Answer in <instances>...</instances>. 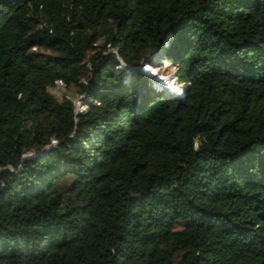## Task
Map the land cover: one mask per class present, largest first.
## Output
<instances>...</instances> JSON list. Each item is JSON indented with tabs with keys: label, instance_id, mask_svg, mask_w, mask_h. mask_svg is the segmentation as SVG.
Masks as SVG:
<instances>
[{
	"label": "trees",
	"instance_id": "16d2710c",
	"mask_svg": "<svg viewBox=\"0 0 264 264\" xmlns=\"http://www.w3.org/2000/svg\"><path fill=\"white\" fill-rule=\"evenodd\" d=\"M0 264H264V0H0Z\"/></svg>",
	"mask_w": 264,
	"mask_h": 264
},
{
	"label": "rangeland",
	"instance_id": "374dc122",
	"mask_svg": "<svg viewBox=\"0 0 264 264\" xmlns=\"http://www.w3.org/2000/svg\"><path fill=\"white\" fill-rule=\"evenodd\" d=\"M147 64L153 66V69L160 75V76H173L176 74L177 66L168 59V57H164L163 54L154 53L149 56V61L144 62L141 64L140 68L143 69ZM151 68V67H150ZM146 68H144L145 71ZM152 69V68H151ZM149 72V71H148ZM146 72L148 76H150V87L152 89L153 93H165V89L162 86H159L162 84L159 79L156 77L151 76V73ZM156 76V75H155ZM181 81L183 80L182 77L179 78ZM158 81L157 84L154 81ZM49 91L56 96L58 99L62 98L63 96L69 97L73 104L76 112L83 111L87 109L88 103L91 102L90 99L85 98L83 95H79L76 92H74L73 89L66 88L62 83L57 82L55 86L50 87Z\"/></svg>",
	"mask_w": 264,
	"mask_h": 264
},
{
	"label": "bare ground",
	"instance_id": "6f19581e",
	"mask_svg": "<svg viewBox=\"0 0 264 264\" xmlns=\"http://www.w3.org/2000/svg\"><path fill=\"white\" fill-rule=\"evenodd\" d=\"M152 69H151V68ZM144 68L145 69V73L148 72V73H151L150 75L153 76V77H156L157 79H159V81L162 83H158V81H154L155 83L157 84H160L159 86H162L165 90H166V93L169 94V95H178L179 94V91H180V87L179 86H176L175 84V81L173 80L172 77L170 76H160L154 69H153V66L147 64ZM144 68H143V71H144ZM156 75V76H155Z\"/></svg>",
	"mask_w": 264,
	"mask_h": 264
},
{
	"label": "built area",
	"instance_id": "2783aa9c",
	"mask_svg": "<svg viewBox=\"0 0 264 264\" xmlns=\"http://www.w3.org/2000/svg\"><path fill=\"white\" fill-rule=\"evenodd\" d=\"M171 77L175 81L176 86H179L180 87L179 94L176 95V96H182L184 94L185 88L189 85V81L187 79H184L182 81L179 80L178 77H177V74H174Z\"/></svg>",
	"mask_w": 264,
	"mask_h": 264
},
{
	"label": "water",
	"instance_id": "95a60500",
	"mask_svg": "<svg viewBox=\"0 0 264 264\" xmlns=\"http://www.w3.org/2000/svg\"><path fill=\"white\" fill-rule=\"evenodd\" d=\"M145 61H143L141 64H143ZM123 66H125V64H123ZM128 69H131L130 67H128Z\"/></svg>",
	"mask_w": 264,
	"mask_h": 264
},
{
	"label": "clouds",
	"instance_id": "9594fccd",
	"mask_svg": "<svg viewBox=\"0 0 264 264\" xmlns=\"http://www.w3.org/2000/svg\"><path fill=\"white\" fill-rule=\"evenodd\" d=\"M185 89H186V88H185ZM163 95H169V94H167V93H166V90H165V93H163Z\"/></svg>",
	"mask_w": 264,
	"mask_h": 264
}]
</instances>
